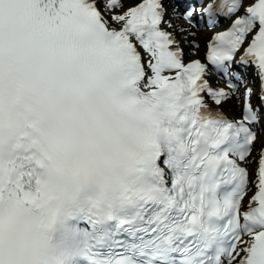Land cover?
<instances>
[{"label":"snow or ice","instance_id":"6c2138e0","mask_svg":"<svg viewBox=\"0 0 264 264\" xmlns=\"http://www.w3.org/2000/svg\"><path fill=\"white\" fill-rule=\"evenodd\" d=\"M185 4L0 0V264H264V0Z\"/></svg>","mask_w":264,"mask_h":264},{"label":"bare ground","instance_id":"6f19581e","mask_svg":"<svg viewBox=\"0 0 264 264\" xmlns=\"http://www.w3.org/2000/svg\"><path fill=\"white\" fill-rule=\"evenodd\" d=\"M127 6V5H126ZM198 19V18H197ZM201 25L202 26H198L195 29H192V31L195 32V45L199 46V39L198 36L199 35H204V36H210L212 34V30L207 28V25L201 21ZM220 29V28H217ZM182 47L184 48L185 54L189 59H194V58H202L203 57V50H201V47L199 46L198 50H196L195 46L190 47L189 44L187 42L182 44ZM210 70V74H209V78L212 82V85H215L216 88L219 87H227V80L225 78H221L219 75H217L216 73H213ZM245 71V69H244ZM236 74H239L238 78H240V80H249L247 78V74L245 72V75L241 74L242 71H238L236 69ZM237 79V78H236ZM238 101L235 98H232L231 100H229L225 105H224V110L226 112V114L230 117V118H238L241 114V110L240 107L238 105ZM252 103L255 107L258 106V101H256L255 98H252ZM260 137L261 139H264V132L260 133ZM255 164H250L249 167L250 169H254L255 168Z\"/></svg>","mask_w":264,"mask_h":264},{"label":"rangeland","instance_id":"374dc122","mask_svg":"<svg viewBox=\"0 0 264 264\" xmlns=\"http://www.w3.org/2000/svg\"><path fill=\"white\" fill-rule=\"evenodd\" d=\"M134 2H136V0H126V5H128V4H131V3H134ZM210 29V28H209ZM206 38H207V36H204V35H199L198 36V39H199V46L201 47V50H203L204 49V46H205V41H206ZM246 80H240V81H238L237 83H236V85H237V87H238V89L242 92L246 87H248V88H252V90H253V95L252 96H254L255 95V88L252 86V85H247L246 84ZM238 105H239V103H238Z\"/></svg>","mask_w":264,"mask_h":264}]
</instances>
